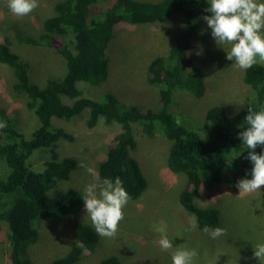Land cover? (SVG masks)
<instances>
[{
  "label": "rangeland",
  "instance_id": "1",
  "mask_svg": "<svg viewBox=\"0 0 264 264\" xmlns=\"http://www.w3.org/2000/svg\"><path fill=\"white\" fill-rule=\"evenodd\" d=\"M111 1H102L98 8L106 10ZM52 6L50 0H0V42L5 36L11 39L12 50L30 65L31 79L42 87L49 78L64 76L65 59L49 46L21 43L16 35L38 36L40 16L51 15ZM174 15L157 23H118L106 49L107 78L99 85L80 80L77 87L82 96L94 100L113 93L124 104L158 109L159 88L149 81L148 65L170 45L184 44L205 73L206 92L196 98L187 90L174 89L172 110L181 123L205 137L211 127L210 107L222 105L232 115L255 98L253 88L244 82V66L239 65L249 60L264 62V0H232L226 7H216L212 15L197 17L201 24L195 29H188L180 14ZM16 81L13 69L0 63V109L30 137L39 122L26 108V96L14 90ZM88 117L89 109L70 120L52 117L54 125L74 134L73 141L59 140L57 151L74 156L78 163L69 179L58 181L50 193L76 188L84 194V203L77 212L39 222L38 238L27 248L35 264H49L68 252L73 231L84 223L100 233V242L92 250L88 247L75 264H96L109 256L119 257L122 264H264V155L262 161L243 164L245 172L235 181L223 178L199 190L195 202L217 208L221 224L217 230L199 229L179 201L186 178L167 165L170 141L161 132L147 137L133 124L136 147L131 154L139 160L148 185L138 198L127 199L118 185H103L98 172L121 125L107 124L100 117L89 127ZM250 141L264 146V132H257ZM50 156L49 150H35L30 162L40 169ZM242 163L240 159L239 166ZM9 233L8 224L1 221L0 264L11 261Z\"/></svg>",
  "mask_w": 264,
  "mask_h": 264
},
{
  "label": "trees",
  "instance_id": "2",
  "mask_svg": "<svg viewBox=\"0 0 264 264\" xmlns=\"http://www.w3.org/2000/svg\"><path fill=\"white\" fill-rule=\"evenodd\" d=\"M50 1L53 13L40 16L42 31L38 36L17 33L16 37L21 43L55 49L67 67L62 78H49L42 87L31 79L30 65L12 50L11 39L5 36L0 42V63L13 69L17 79L13 88L26 96L25 106L39 122L32 135L26 137L0 109V166L6 167V171H0V222H6L10 232V264H35L27 248L37 240L42 219L62 218L83 207L84 194L80 190L71 188L62 194H51L50 190L58 181L69 179L78 163L74 156H61L57 151L59 140L73 141L74 134L54 125L52 117L70 120L85 109H89V127L103 117L105 123L116 121L122 128L98 164L103 185H118L124 198H138L148 181L139 160L131 154L136 147L133 124L140 126L147 137L161 132L170 141L168 168L186 178L179 194L182 207L193 215L199 229L217 230L221 225L218 209L199 206L195 196L223 178L235 181L245 172L243 164L254 159L262 161L264 146H257L250 138L264 132V62L249 60L239 65L244 66V82L253 88L255 98L232 115L222 105L210 107L207 119L211 127L205 137L181 123L172 110L174 89L187 90L196 98L206 92L205 73L184 44L170 45L166 53L157 55L148 65L149 81L159 88L158 109L124 104L113 93L100 101L84 97L77 82L99 85L105 81L106 49L118 23H157L180 14L185 26L195 29L201 24L197 17L212 15L216 7H226L232 0H114L106 10L98 8L105 0ZM64 96L73 102L65 103ZM43 149L51 156L40 169L35 168L30 158L35 150ZM240 159L245 162L241 166ZM73 236L68 252L49 264H75L88 247L92 250L100 242V233L88 223L76 227ZM96 264L122 263L119 257L109 256Z\"/></svg>",
  "mask_w": 264,
  "mask_h": 264
},
{
  "label": "bare ground",
  "instance_id": "3",
  "mask_svg": "<svg viewBox=\"0 0 264 264\" xmlns=\"http://www.w3.org/2000/svg\"><path fill=\"white\" fill-rule=\"evenodd\" d=\"M110 107V106H109Z\"/></svg>",
  "mask_w": 264,
  "mask_h": 264
}]
</instances>
